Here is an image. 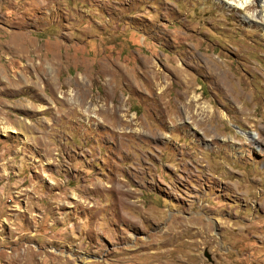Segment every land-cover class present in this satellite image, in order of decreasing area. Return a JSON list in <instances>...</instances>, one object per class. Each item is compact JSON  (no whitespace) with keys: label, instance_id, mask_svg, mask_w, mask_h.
<instances>
[{"label":"rangeland","instance_id":"obj_1","mask_svg":"<svg viewBox=\"0 0 264 264\" xmlns=\"http://www.w3.org/2000/svg\"><path fill=\"white\" fill-rule=\"evenodd\" d=\"M263 9L0 0V264H264Z\"/></svg>","mask_w":264,"mask_h":264},{"label":"bare ground","instance_id":"obj_2","mask_svg":"<svg viewBox=\"0 0 264 264\" xmlns=\"http://www.w3.org/2000/svg\"><path fill=\"white\" fill-rule=\"evenodd\" d=\"M219 2H223V3H226V5H228V6H236L237 8L239 7V8H242V9H244L246 6H248L249 4H251L252 2H253V0H218ZM259 2H261L262 4H263V6H264V0H258ZM248 12V11H247ZM263 13L261 14V15H259V14H257V13H254V12H249L248 14H247V17L249 18V19H253V20H255L256 22H258V23H261V24H263L264 25V9H263V11H262ZM148 62V61H147ZM149 64V63H148ZM146 66V65H145ZM158 74H160V73H158ZM161 76V75H160ZM154 79H155V86L157 87V88H159V86H161V84H162V80L160 79H158L157 78V76H154L153 77ZM163 79V78H162ZM149 80L151 81V83L153 84V82H152V77L150 76L149 77ZM160 90H163V88L161 87V88H159ZM251 137H253V138H255L256 137V135H251Z\"/></svg>","mask_w":264,"mask_h":264}]
</instances>
